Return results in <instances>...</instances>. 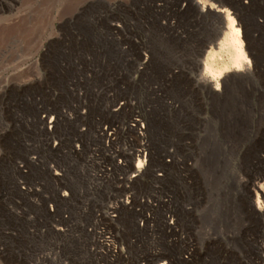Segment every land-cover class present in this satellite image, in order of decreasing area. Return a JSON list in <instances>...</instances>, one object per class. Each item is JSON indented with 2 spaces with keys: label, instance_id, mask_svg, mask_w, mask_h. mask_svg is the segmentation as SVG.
<instances>
[{
  "label": "rangeland",
  "instance_id": "obj_1",
  "mask_svg": "<svg viewBox=\"0 0 264 264\" xmlns=\"http://www.w3.org/2000/svg\"><path fill=\"white\" fill-rule=\"evenodd\" d=\"M108 1L0 0V264H264V63L208 95L210 22ZM244 1L216 4L258 63L264 0Z\"/></svg>",
  "mask_w": 264,
  "mask_h": 264
},
{
  "label": "bare ground",
  "instance_id": "obj_2",
  "mask_svg": "<svg viewBox=\"0 0 264 264\" xmlns=\"http://www.w3.org/2000/svg\"><path fill=\"white\" fill-rule=\"evenodd\" d=\"M139 1L140 0H119V2H116L114 0H109L108 5L112 9L120 5L131 10L133 7L131 4ZM240 1L241 2L238 0H229L235 9L240 8L239 3H246L244 0ZM179 2H182V5H179L177 8L178 12L185 16L193 15L200 20L210 22L214 28L213 39L205 46L206 55L203 62V71L199 77L200 87L206 91L208 95L210 94L215 97L221 96L230 84L244 79L251 74L257 66L259 67L264 63V59L262 60L261 58H256L259 60H257L258 63H253L250 59L242 36L240 24L237 23L229 10L217 6L216 2H218V0H179ZM137 8H146L158 15H162L164 17L163 19L166 20V27L178 32L175 22L173 21L174 18L171 15L174 13V9L169 7L168 0H145L141 2ZM220 17L223 18V20H220ZM116 27L117 26H113L114 29L118 28ZM126 44L127 43H125V45ZM256 55L259 56L257 53ZM145 60H147V58H145ZM44 120L49 129L54 126V121L48 123L46 119ZM135 123L136 124L131 127H133L134 130H140L142 128L141 123L138 121H135ZM103 132L107 142L112 141L110 129L105 128ZM129 156L131 158V168L134 173L128 178V183H131L136 181L147 171L150 157L143 149H135ZM136 161L138 162L137 165H135ZM56 175L59 174L56 173ZM249 188L250 192L257 197L254 208L258 215L264 219V178L260 179L258 182H254ZM122 202L128 204L129 200L126 198Z\"/></svg>",
  "mask_w": 264,
  "mask_h": 264
}]
</instances>
